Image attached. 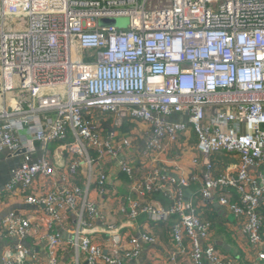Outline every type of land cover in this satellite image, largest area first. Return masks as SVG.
Returning <instances> with one entry per match:
<instances>
[{
	"label": "built area",
	"instance_id": "2783aa9c",
	"mask_svg": "<svg viewBox=\"0 0 264 264\" xmlns=\"http://www.w3.org/2000/svg\"><path fill=\"white\" fill-rule=\"evenodd\" d=\"M120 18L126 28L99 26ZM191 134L192 175L183 178L179 159ZM3 154L20 161L5 191L22 194L42 218L13 211L1 221L18 240L2 264L32 254L23 245L31 230L33 242H46V264H57L63 235L48 232L68 216L76 264L79 254L86 264H139L145 247L160 248L149 232L120 234L93 191L113 199L130 228L140 215L176 217L160 264L187 253L190 264H232L185 201L189 178L200 184V206L232 216L239 241L264 264V0H0ZM220 154L238 159L234 170L215 173ZM109 159L128 180L127 196L108 184ZM157 193L172 204L153 203ZM41 220L44 230L34 228Z\"/></svg>",
	"mask_w": 264,
	"mask_h": 264
},
{
	"label": "crops",
	"instance_id": "0c3cea01",
	"mask_svg": "<svg viewBox=\"0 0 264 264\" xmlns=\"http://www.w3.org/2000/svg\"><path fill=\"white\" fill-rule=\"evenodd\" d=\"M173 121H179V117H174ZM131 128H129V131ZM128 130L124 129L121 133H126ZM139 143H135L132 151L133 158L137 159L139 156V150L144 145V139L138 141ZM196 138L192 134L190 135L187 143L188 147L183 152L179 159V164L182 166V177L186 178L192 175L191 172V154L194 151L196 146ZM57 144L51 146L50 149L56 147ZM127 155V154H126ZM173 156V155H172ZM214 163L216 164L217 173H222L227 169L234 170L231 168L233 164L238 163L237 158H229L225 154L213 155ZM8 158V157H7ZM6 155L3 154L0 157V224L1 221L8 215L9 212H18L22 214L23 217H30L31 219H39L42 217H38L36 214L42 212L40 208H34L28 206L24 203L23 195L19 193H8L5 191V187L10 180V173L12 168L18 167L19 160L18 159H7ZM169 160V159H168ZM170 161V160H169ZM139 168V165L136 166ZM108 178V184L115 191L117 197H123L128 195V191H126V187L129 185L128 180L125 176L119 175L117 176L116 165L114 161L108 160L105 165ZM167 170H172L171 164L168 163L166 166ZM141 172H145V170H140ZM139 174V173H138ZM170 175V174H169ZM173 175V174H172ZM188 188L184 191V199L185 201L191 202L195 213L202 219L211 224V236L209 241L213 243L214 248H216L224 258L232 259L234 264H255L256 260L253 255H251L246 248L245 243L239 241V235L236 233L233 227V217L230 215H226L218 205L208 206L206 208L200 206V201L198 200V192L200 189L199 182H196L189 178L188 180ZM62 185L61 181L58 177L55 178V183H53V187L59 188ZM47 190V187L40 186L39 193ZM91 199L96 202L98 207H102L103 215L106 217L107 222L111 223L114 228L119 229L120 234L123 235H133L135 238H139L143 232H149L150 235L154 236L157 242L160 245L159 249L145 247L142 255L138 258L139 264H160V260L163 259V250L165 249L169 252L172 248V244L170 241V229L174 224L176 217H172L168 219V221H152L146 215H140L136 221L130 222L132 228L127 226L126 220L124 217L117 215L116 206L113 199H108L105 197L101 199L98 197L97 193L93 191L91 193ZM153 203L160 204L164 207H169L172 204V201L163 193H157L152 196ZM232 201H235V197H232ZM74 222V217L68 216L65 221V225L60 227L55 225L53 231L48 232L49 234L60 233L63 235L64 243L61 249L57 254V264H76V253L72 250L69 245V235H71L72 223ZM37 225L39 228L41 227L44 230V220L40 222H33V226L35 228ZM98 226L102 224L97 222ZM40 229V232H41ZM3 229L0 228V260L6 253H10L13 251V248L18 243V240L8 237ZM33 233V230L30 231ZM29 233L28 237L23 241V245L32 249V254L25 255V258L21 261L20 264H46L47 261V253H46V242H33V238L36 237V233L32 235ZM158 245V246H159ZM156 246V247H158ZM186 246V242H185ZM34 256V259L32 256ZM79 264H86L84 255H78ZM177 264H190L188 253L182 258L178 259ZM2 264V262H0ZM126 264H129L127 262ZM207 264V263H205Z\"/></svg>",
	"mask_w": 264,
	"mask_h": 264
},
{
	"label": "rangeland",
	"instance_id": "374dc122",
	"mask_svg": "<svg viewBox=\"0 0 264 264\" xmlns=\"http://www.w3.org/2000/svg\"><path fill=\"white\" fill-rule=\"evenodd\" d=\"M101 25H106L104 27H107V26H110L111 25V26H115V27H118V28H126L127 25H128V20L126 18H120V19H103V20H101L99 22V26L100 27H102ZM81 56H82V54H81ZM136 171H137V173H140V169L139 168ZM116 172H117V170H116ZM119 175H121L120 172L117 173V176H119ZM232 264H234V261H232Z\"/></svg>",
	"mask_w": 264,
	"mask_h": 264
},
{
	"label": "trees",
	"instance_id": "16d2710c",
	"mask_svg": "<svg viewBox=\"0 0 264 264\" xmlns=\"http://www.w3.org/2000/svg\"><path fill=\"white\" fill-rule=\"evenodd\" d=\"M215 173L217 174V175H219V174H221V173H217V171L215 170ZM259 214L263 217V219H264V206L262 207V208H260V210H259Z\"/></svg>",
	"mask_w": 264,
	"mask_h": 264
},
{
	"label": "water",
	"instance_id": "95a60500",
	"mask_svg": "<svg viewBox=\"0 0 264 264\" xmlns=\"http://www.w3.org/2000/svg\"><path fill=\"white\" fill-rule=\"evenodd\" d=\"M102 27L106 26V25H101ZM111 26V25H110Z\"/></svg>",
	"mask_w": 264,
	"mask_h": 264
},
{
	"label": "clouds",
	"instance_id": "9594fccd",
	"mask_svg": "<svg viewBox=\"0 0 264 264\" xmlns=\"http://www.w3.org/2000/svg\"><path fill=\"white\" fill-rule=\"evenodd\" d=\"M172 250V249H171ZM208 264V263H207Z\"/></svg>",
	"mask_w": 264,
	"mask_h": 264
}]
</instances>
